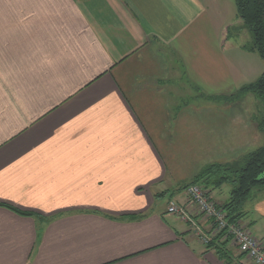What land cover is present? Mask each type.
<instances>
[{"label":"crops","instance_id":"1","mask_svg":"<svg viewBox=\"0 0 264 264\" xmlns=\"http://www.w3.org/2000/svg\"><path fill=\"white\" fill-rule=\"evenodd\" d=\"M240 21L234 0H0V264H225L167 206L264 144L243 105L197 99L264 72Z\"/></svg>","mask_w":264,"mask_h":264},{"label":"trees","instance_id":"2","mask_svg":"<svg viewBox=\"0 0 264 264\" xmlns=\"http://www.w3.org/2000/svg\"><path fill=\"white\" fill-rule=\"evenodd\" d=\"M239 19L243 22L252 37L247 47L259 54L264 61V0H234ZM253 94L264 104V72L253 82L240 87L235 93L223 96L227 102H236L238 96ZM204 96V95H203ZM216 99V95H207ZM253 119L264 135V115L253 114ZM192 184H200L207 190H215L229 184V198L221 203L230 221L243 219L244 210L253 189L264 190V144L247 153L242 158L230 163H212L204 167L183 188ZM18 211V210H17ZM223 232L214 236L206 246L212 250L225 264H233L236 257L229 248V239H222Z\"/></svg>","mask_w":264,"mask_h":264},{"label":"built area","instance_id":"3","mask_svg":"<svg viewBox=\"0 0 264 264\" xmlns=\"http://www.w3.org/2000/svg\"><path fill=\"white\" fill-rule=\"evenodd\" d=\"M186 197L184 203L170 201L167 213L186 222L189 230L203 244L208 245L214 236L223 232L222 239H229V244L252 264H264V241L256 237L242 219L230 221L221 203L200 184L189 185Z\"/></svg>","mask_w":264,"mask_h":264},{"label":"rangeland","instance_id":"4","mask_svg":"<svg viewBox=\"0 0 264 264\" xmlns=\"http://www.w3.org/2000/svg\"><path fill=\"white\" fill-rule=\"evenodd\" d=\"M241 24L243 25V22L240 21ZM243 29L245 30V32H247V34H249L251 36V33L250 31L246 28V27H243ZM194 92H196V90H193V89H190V94H189V102L191 101H194V99L196 98H192L191 94L194 95ZM229 96L231 94H224V93H220V94H217V98L216 99H212L210 97H205L207 95H204L202 96V94H199L197 95V99L199 101V103L203 102V104H213V103H220L221 106H230L231 104H234V103H237L240 105H243L248 112H251L253 114H256V115H264V104L263 102L258 98L256 97L255 95L253 94H248V95H243V96H238L237 98V101L236 102H227L224 100V98H222L223 96ZM263 135V134H262ZM222 188V189H221ZM218 189H221V192H223L222 194H225V196L227 198L224 199L227 200L229 198V195H230V185L229 184H224L222 187L218 188ZM217 189V190H218ZM223 190V191H222ZM258 189H253L252 190V193H251V196H254V194L257 192ZM209 191V190H208ZM250 196V198H252ZM171 198V195L170 194H167L165 195L164 199L161 200L162 203H166L169 199ZM250 200V199H249ZM251 218V217H250ZM249 218V219H250ZM252 221V220H251ZM246 224V222H244ZM254 224V222H252V225ZM248 226V225H247ZM248 228L250 229V227L248 226ZM251 230V229H250ZM192 233V232H191ZM193 234V233H192ZM256 236V235H255ZM259 236V235H258ZM196 237V236H195ZM203 244V242H201ZM205 247L207 245L203 244ZM232 247L230 244H229V248L230 250H232ZM215 253V252H214ZM234 254V253H233ZM251 262L249 259H247V262L246 263H249Z\"/></svg>","mask_w":264,"mask_h":264}]
</instances>
